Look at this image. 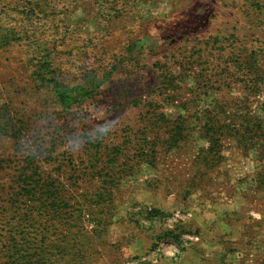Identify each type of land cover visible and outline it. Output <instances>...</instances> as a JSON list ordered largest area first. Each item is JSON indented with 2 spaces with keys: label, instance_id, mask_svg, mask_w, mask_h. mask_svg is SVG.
Instances as JSON below:
<instances>
[{
  "label": "rangeland",
  "instance_id": "374dc122",
  "mask_svg": "<svg viewBox=\"0 0 264 264\" xmlns=\"http://www.w3.org/2000/svg\"><path fill=\"white\" fill-rule=\"evenodd\" d=\"M0 264H264V0H0Z\"/></svg>",
  "mask_w": 264,
  "mask_h": 264
},
{
  "label": "trees",
  "instance_id": "16d2710c",
  "mask_svg": "<svg viewBox=\"0 0 264 264\" xmlns=\"http://www.w3.org/2000/svg\"><path fill=\"white\" fill-rule=\"evenodd\" d=\"M99 80V81H98ZM106 79H98L97 75L92 76V82L90 85L92 86L93 91L98 90L100 85L105 82ZM45 81V79H44ZM49 84L54 82V86L52 87V91L55 94L58 102L64 107H72L75 105L81 97H84V93L86 92L85 87L82 83L75 85L74 87L66 86L63 82H58L54 78H48ZM173 140L177 139V135L172 136ZM154 214L159 215L160 213L156 210L151 211ZM174 231H171L173 234Z\"/></svg>",
  "mask_w": 264,
  "mask_h": 264
},
{
  "label": "clouds",
  "instance_id": "9594fccd",
  "mask_svg": "<svg viewBox=\"0 0 264 264\" xmlns=\"http://www.w3.org/2000/svg\"><path fill=\"white\" fill-rule=\"evenodd\" d=\"M112 125H105V124H100L96 128V135L93 136H88L87 134H80V135H69L66 143V148L71 151V152H78L80 151L85 144L93 141V140H100L105 138L109 132L110 129L112 128Z\"/></svg>",
  "mask_w": 264,
  "mask_h": 264
}]
</instances>
